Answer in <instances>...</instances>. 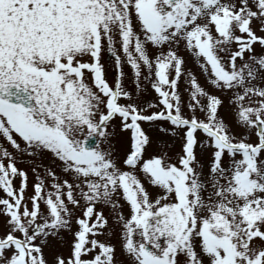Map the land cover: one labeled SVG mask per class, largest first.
I'll list each match as a JSON object with an SVG mask.
<instances>
[{
	"label": "snow or ice",
	"instance_id": "snow-or-ice-1",
	"mask_svg": "<svg viewBox=\"0 0 264 264\" xmlns=\"http://www.w3.org/2000/svg\"><path fill=\"white\" fill-rule=\"evenodd\" d=\"M0 264H264V0H0Z\"/></svg>",
	"mask_w": 264,
	"mask_h": 264
}]
</instances>
